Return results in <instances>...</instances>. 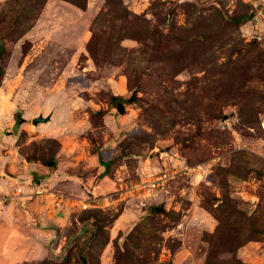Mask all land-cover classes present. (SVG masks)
Here are the masks:
<instances>
[{
  "label": "rangeland",
  "instance_id": "rangeland-1",
  "mask_svg": "<svg viewBox=\"0 0 264 264\" xmlns=\"http://www.w3.org/2000/svg\"><path fill=\"white\" fill-rule=\"evenodd\" d=\"M81 255L264 264V0H0V264Z\"/></svg>",
  "mask_w": 264,
  "mask_h": 264
},
{
  "label": "water",
  "instance_id": "water-1",
  "mask_svg": "<svg viewBox=\"0 0 264 264\" xmlns=\"http://www.w3.org/2000/svg\"><path fill=\"white\" fill-rule=\"evenodd\" d=\"M121 108V107H120ZM123 108H121L120 110H122ZM50 119V116H44V115H39V116H36L32 119L33 123L34 124H39L40 122H46ZM87 243V242H85ZM82 257V260H83V263L84 264H87L86 262V258L83 257V255H81ZM162 264H174L173 262H168V263H162Z\"/></svg>",
  "mask_w": 264,
  "mask_h": 264
},
{
  "label": "trees",
  "instance_id": "trees-1",
  "mask_svg": "<svg viewBox=\"0 0 264 264\" xmlns=\"http://www.w3.org/2000/svg\"><path fill=\"white\" fill-rule=\"evenodd\" d=\"M117 99H119V96H114L113 97V101L114 100H117ZM103 165H104V172H106V171H108V169H109V164H110V160H108V161H106V160H104L103 159V163H102ZM39 173H37V171H35V176H36V181H40L42 178H41V176H40V174L38 175ZM40 176V177H39ZM42 181V180H41Z\"/></svg>",
  "mask_w": 264,
  "mask_h": 264
},
{
  "label": "built area",
  "instance_id": "built-area-1",
  "mask_svg": "<svg viewBox=\"0 0 264 264\" xmlns=\"http://www.w3.org/2000/svg\"><path fill=\"white\" fill-rule=\"evenodd\" d=\"M163 176L161 177V178H155V179H153V180H151V182H148L149 184V186H150V188L152 189V187H157V186H159L160 185V182H161V180L160 179H164L166 176H167V174L166 173H164V174H162ZM145 184H139L138 186H144ZM137 186V187H138Z\"/></svg>",
  "mask_w": 264,
  "mask_h": 264
}]
</instances>
